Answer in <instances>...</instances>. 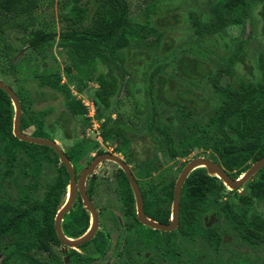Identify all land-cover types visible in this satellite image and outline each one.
I'll use <instances>...</instances> for the list:
<instances>
[{"label":"trees","instance_id":"1","mask_svg":"<svg viewBox=\"0 0 264 264\" xmlns=\"http://www.w3.org/2000/svg\"><path fill=\"white\" fill-rule=\"evenodd\" d=\"M52 1L0 0V41L9 36L14 44L41 57L55 45L69 61L64 81L59 73L45 68L34 77L40 90L62 98L64 115L55 123L46 122V110L33 108L35 98L29 90L25 96L15 93L21 105L22 132L34 127L30 136L53 141L54 125L67 139L74 137L71 122L79 121L85 130L91 118L88 107L73 95L70 83H74L76 92L87 95L94 107L102 141L134 163L138 176L157 169L160 152L176 160L201 149L234 180L264 157V0H149L133 16L126 0H59L60 30L35 27V16ZM255 10L262 18L260 24L254 21L258 19ZM248 19L255 38L229 34L230 26H244ZM2 48L9 55L14 52L11 45ZM14 67L11 63L12 72ZM90 82L96 87H88ZM122 92L133 102L135 124L108 116ZM13 119V104L0 89V238L10 235L13 246L0 264H59L52 254V247L60 244L54 218L65 201L69 175L51 148L14 137ZM134 140H148L153 147L143 164L133 153ZM87 142L83 137L63 151L71 164L78 166L88 154ZM56 165L55 176L38 199L44 170ZM174 184L175 180L166 182V200H159L156 211L149 214L158 223H167ZM92 185L93 181L89 194ZM117 185L124 208L133 212L132 191L121 170ZM226 189L203 167L190 172L181 188L179 227L173 234L199 235L217 247L220 237L214 227L189 223L195 211L197 215L214 211L223 218L224 230H236L247 247L263 241L264 213L257 207L264 202V167L249 180L244 193L231 190V203L221 202ZM77 201L61 224L70 239L83 236L89 227V214ZM161 248L166 254L167 245ZM38 254L49 257L41 261Z\"/></svg>","mask_w":264,"mask_h":264},{"label":"rangeland","instance_id":"2","mask_svg":"<svg viewBox=\"0 0 264 264\" xmlns=\"http://www.w3.org/2000/svg\"><path fill=\"white\" fill-rule=\"evenodd\" d=\"M59 0L52 1L53 4H44L41 9V12L35 16L34 18V26L35 27H46L53 29L54 31L58 32L60 30L61 24L58 22L57 17V6ZM130 7L131 15H137L146 5L149 0H126ZM254 16L258 17L259 13L258 10L254 11ZM258 15V16H257ZM254 21L260 22L262 21L261 16L258 19H254ZM228 32L233 37L242 36L244 40L252 39L256 37V30L251 23V19L246 21L244 26H230ZM178 33H174L177 35ZM3 44L11 45L14 52H11V55L5 53L2 48ZM45 56L41 57L37 53L29 50L25 47H20L11 41L10 37L7 36L4 40L0 41V81L5 83L9 86L15 93L19 91L24 96L28 93L26 90L30 91V97L35 98L32 102L33 108L37 110H46L48 112L45 116L46 122L53 124L56 120L61 119L62 115H64V107L62 105V98L50 91H43L40 90L36 86V82L34 77L40 73V71L45 68L47 72L52 73H59L63 76L64 79V69L69 64V61L63 51L59 50L54 46L49 47L44 52ZM13 63L15 65L13 72L11 71L10 64ZM246 74L249 73V68L246 69ZM74 78L78 77V74L74 72ZM227 82L226 78L222 79V84ZM88 87H96L93 83H88ZM70 87L72 89L73 95L76 98H80L84 104L89 106V117H93V113H91V107L93 106L88 98L87 95L84 93L80 94L76 92L75 84L70 83ZM37 92H41V95L36 96ZM42 92H46L45 95ZM125 95L122 92L121 97L113 101V109L109 113V117L112 119L120 117L124 121H132L135 122V119L132 117L133 113V102L129 98L123 97ZM123 97V98H122ZM198 105L202 106L200 102H197ZM36 117L38 118L39 115L37 114ZM91 117V121L86 129L83 130L81 127V123L76 121L74 123L69 124V129L74 127V137L71 139H67L65 134L62 130L58 129V126L54 125L53 138L55 143L62 149L67 150L72 144L75 143L77 140H81L83 137L89 142H87V147L90 148L88 154L80 161L78 164V171L83 170L89 162H91L92 158L95 156L97 150H102L103 152L112 153L124 161H127V158L121 154L113 152V149L109 147L106 143L102 141L100 136V122L94 120ZM135 124V123H134ZM34 127H30L25 130L23 133L30 136L31 132L33 131ZM135 141V140H134ZM133 144V153L134 155L140 160H144L147 156H149L153 150L151 143L147 140H137ZM209 154L204 152L201 149H194L192 153L184 159H176L172 160L165 155V152H160L158 154V163L157 169L153 171V175L148 176H138L135 175L138 179L139 177V188L141 191L146 193H155L158 194V198L161 200L163 194H165V186L166 182L170 180H177L182 168L192 159L194 158H205L208 159ZM210 160V159H209ZM185 163L184 166L182 164ZM133 164H131L132 166ZM57 168V166L55 167ZM55 168L52 170H47L40 179L41 186L36 191V197L41 199L45 192V187L48 183L52 181V178L55 176ZM134 172H137L135 167H132ZM117 170V165L113 162H106L99 164V167L95 168L94 172L88 179L93 180L94 184V192H93V204L96 209L104 208L105 206H109L111 208H120L119 203V191L118 186L115 183V172ZM145 171V170H144ZM144 171L141 174H144ZM28 179H25L27 182ZM249 182V181H248ZM246 182L240 192H245L247 190V183ZM163 187V188H161ZM68 193L66 194L65 201L67 199ZM222 202L231 203L232 193L231 189L227 188L222 193ZM162 201V200H161ZM238 213V212H237ZM114 227H109L112 233V240L115 237V231H113ZM228 240V238L226 239ZM238 243H241L238 239ZM239 245V244H238ZM240 249V247H238ZM12 239L10 235L3 236L0 238V260L3 258L4 254L12 251ZM69 251L66 246H60L57 249L52 248V254L59 260L61 264V259L63 257V252ZM245 251L240 250L239 253L243 254ZM94 254L91 246L85 247L81 249L82 256H90ZM37 257L44 261L48 259L49 254H38ZM83 258V257H81ZM13 260V258H12ZM19 263V262H18Z\"/></svg>","mask_w":264,"mask_h":264},{"label":"flooded vegetation","instance_id":"3","mask_svg":"<svg viewBox=\"0 0 264 264\" xmlns=\"http://www.w3.org/2000/svg\"><path fill=\"white\" fill-rule=\"evenodd\" d=\"M104 153L107 152H103L101 154ZM98 155L100 154H95L91 162ZM121 160L124 162V164L127 165L131 174L134 177V180L136 181L139 187V177L137 179V177L135 176V174L137 175V173H135L132 168L135 167V164L128 163L123 159ZM91 162H89L84 169H86ZM106 162H112V161L106 160L99 164ZM113 163L116 164L115 162ZM157 163L158 161L155 164ZM131 164L133 165L131 166ZM140 164H143V162H140ZM71 165L73 167V170L75 169L74 172L76 175V179H78L80 173L84 169L78 171L77 169L78 166L76 164H71ZM116 165H117V170L114 176H115V183L117 185L118 174L120 170L122 171V169L118 166V164ZM56 166L57 168H55ZM56 166L54 168L57 170L59 166L58 165ZM97 167H99V165H97L95 168ZM46 171L47 169L44 170L43 174ZM92 173L87 177H90ZM151 175H153V172L151 173ZM26 179H28V177H26ZM92 181H93L92 179L87 180L86 178L85 191L87 197L89 198L96 212V217H97L96 231L93 237L88 242L76 248H69L66 246L69 249V251L63 252V257L61 259L62 264H65L64 262L65 257L68 258V264H264V240L259 242L253 247H247L246 244L242 240H240L236 230L230 233L227 230H224L223 218L217 217V214L214 211H208V212L201 211L200 212L201 214L199 215H197L198 211H195L194 212L195 216L192 219H189V223L194 224L196 222L197 223L199 222L203 227H207V228L214 227L216 231V235L221 238V239L219 238V244L217 247H215L213 244H209L202 236L199 235L191 237L190 235L187 234L186 235L185 234L182 235L180 233H178L177 235L173 234L174 231H177L179 227V208H178L176 227L171 231H160L142 224L137 218L136 203L133 193H132L133 206H134L133 212L128 211L124 208L122 201V194L120 193L118 194L119 195L118 204L120 205V208L115 209L109 206H105L104 208L96 209L93 204L94 184L92 185L91 192L89 194V189ZM242 186L236 189L238 194L244 193V192H240ZM140 192L142 198V209L145 217L150 220L156 221L149 214L154 213L157 209L158 201L160 200L158 198V194L146 193L141 191V189ZM67 193H69L68 187H67ZM162 197L164 198H162L161 200L165 201L166 194H163ZM78 199L81 201V197L77 191L75 201L72 204V207L75 204H77ZM147 199L150 200L149 204L145 202ZM63 204L61 206H63ZM172 204H173V195H172L171 203L169 205L170 215L165 225L170 224V220L172 217ZM148 205L151 206L150 210L148 209ZM163 207L164 208L168 207L167 202ZM257 208L259 210H262L264 213V202L259 203ZM234 212H238V210L234 209ZM88 214H89V227L87 231L90 229L91 220H92L90 213ZM156 222L158 223V221ZM160 224H164V223H160ZM114 226L115 228L113 231H115V237H113L114 239L112 240V236H111L112 233L109 227H114ZM157 231L167 232L169 234L160 235ZM159 237H162L163 239L159 240ZM165 238H167V242H165ZM227 238L228 240H226ZM95 239H97L98 241L95 242ZM238 239L240 240L241 243H238ZM96 245L102 247L103 248L102 251L98 250L96 248ZM163 245L165 246L167 245L168 251L166 254L164 253V250L161 248ZM60 246H64V245L60 242L59 245H54L53 247L57 249ZM88 246L92 247L94 254L93 255L90 254V256L88 257L82 256L81 249ZM238 247H240V249ZM240 250H244L245 252L243 254L242 253L240 254L239 253Z\"/></svg>","mask_w":264,"mask_h":264},{"label":"water","instance_id":"4","mask_svg":"<svg viewBox=\"0 0 264 264\" xmlns=\"http://www.w3.org/2000/svg\"><path fill=\"white\" fill-rule=\"evenodd\" d=\"M0 89L7 94V96L10 98L13 108H14V119H13V128L12 133L14 137H16L20 141L33 143L36 145H42L47 146L51 148L56 155L59 158L60 163L65 167L68 175H69V185H68V197L63 204V206L60 207L58 212L55 215L54 220V228L55 232L57 234L58 240L64 245L69 248H76L86 242H88L94 235L96 228H97V217L95 209L92 206V203L90 202L89 198L87 197L86 191H85V180L88 175H90L94 168L99 165V163L103 161H112L118 164V166L122 169V171L127 176L129 185L131 187L132 193L134 195L135 203H136V212H137V218L138 220L153 229L160 230V231H171L175 229L177 224V217H178V208H179V199H180V193L182 185L189 175L190 172H192L194 169L203 167L206 169L207 173L211 176L218 177L226 188H229L231 190H236L243 184H245L247 181H249L261 168L264 167V157L259 159L257 162L251 165V167L238 179L234 180L230 178L228 173L216 162H213L209 159L205 158H194L190 160L181 170L177 180L175 181L174 189H173V204H172V217L170 220V224H160L156 221L150 220L145 217L142 209V198H141V192L140 189L134 180L133 175L131 174L129 168L126 164L116 155H112L110 153H104L96 156L94 160L90 163V165L84 169L78 179H76L75 172L73 170V167L68 159V157L65 156L62 149L55 143V141L43 139V138H34L32 136H28L24 134L20 130V120H21V105L18 96L15 94V92L7 86L5 83L0 81ZM79 193L81 197V202L83 204L84 209L90 213L91 215V226L90 229L81 237L77 239H69L67 238L61 229V221L64 217V215L71 209L72 204L75 201L76 193ZM65 264H68V258L65 257L64 259Z\"/></svg>","mask_w":264,"mask_h":264},{"label":"built area","instance_id":"5","mask_svg":"<svg viewBox=\"0 0 264 264\" xmlns=\"http://www.w3.org/2000/svg\"><path fill=\"white\" fill-rule=\"evenodd\" d=\"M84 105L88 107V117H89V106L86 104H84ZM91 110H93V111H91V113H93V116H94V107L93 106L91 107ZM91 117H92V115H91ZM91 117H89V118H91Z\"/></svg>","mask_w":264,"mask_h":264}]
</instances>
